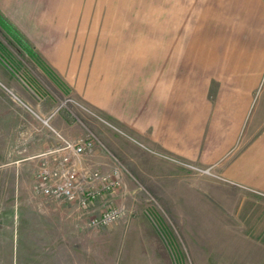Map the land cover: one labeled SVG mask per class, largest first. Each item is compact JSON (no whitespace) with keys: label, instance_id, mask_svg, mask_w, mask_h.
Segmentation results:
<instances>
[{"label":"rangeland","instance_id":"1","mask_svg":"<svg viewBox=\"0 0 264 264\" xmlns=\"http://www.w3.org/2000/svg\"><path fill=\"white\" fill-rule=\"evenodd\" d=\"M0 18L19 31L0 25V264H264V0H0ZM43 110L77 120L56 146L93 138L80 177L118 182L87 210L36 193L44 156L9 147ZM65 206L76 235L37 212ZM105 208L122 214L89 225Z\"/></svg>","mask_w":264,"mask_h":264},{"label":"built area","instance_id":"2","mask_svg":"<svg viewBox=\"0 0 264 264\" xmlns=\"http://www.w3.org/2000/svg\"><path fill=\"white\" fill-rule=\"evenodd\" d=\"M6 90L15 98L14 93L6 88ZM94 116H97L102 122L113 127L106 119L96 115L94 112H87ZM58 137H61L60 133L49 124V117H42L37 115ZM61 146H55L49 148L40 155L44 156V159L40 162L39 168L36 173L35 181L33 184V190L36 193L45 195L54 199L67 200L71 202H77L79 206H86L92 200H95L104 190H108L118 182L111 180L108 176L103 175L97 170L90 171L83 176H79L74 166H72V160L74 157L79 156L87 149L93 146L94 140L91 136L79 138L75 140L63 139ZM67 150L66 153L59 154L60 150ZM151 151V148H150ZM49 157L50 159L46 158ZM52 160V161H51ZM49 162H56L54 166H50ZM114 173L116 171L114 170ZM85 181L86 184H82ZM101 182L104 189H100L94 185V182ZM122 212L115 208H105L98 215L92 216L89 219V225H106L116 221Z\"/></svg>","mask_w":264,"mask_h":264},{"label":"crops","instance_id":"3","mask_svg":"<svg viewBox=\"0 0 264 264\" xmlns=\"http://www.w3.org/2000/svg\"><path fill=\"white\" fill-rule=\"evenodd\" d=\"M4 65L7 66V64L4 62ZM8 67V66H7ZM5 69V68H4ZM5 79V78H3ZM6 80V79H5ZM262 90L264 91V83H262ZM31 91L33 92V94L36 96L37 99L39 98V92H35L31 89ZM44 97V96H42ZM28 114L27 118L29 117V119H27L26 121H20V125L19 126H25V130L24 132H20L21 136L22 133L24 134L23 137V142L16 140V144L15 145H11L9 147H13V148H18L20 150H28L29 148H38V150H40L39 153V159H40V154L42 152H44V150L52 148L56 145L59 144V139L57 137V135L51 132V130L46 126H40V121L37 124L40 129L38 127H35L36 125H34L33 122L36 123V119H38L39 116L45 117L47 115H50V121H51V125L53 126V128H55L58 132L61 131L62 128L67 127H72V125L77 123V120H75L73 118V116L71 115V112H26ZM40 119V118H39ZM38 119V120H39ZM19 123V122H18ZM81 124V122H80ZM18 126V127H19ZM84 126V125H83ZM84 127L87 128V126L85 125ZM22 128V127H21ZM56 135V136H55ZM14 143L15 139L11 140L10 143ZM264 148V134H262L258 140H256L255 142V146L254 148H258V147ZM37 153V155H38ZM28 158V156H22L19 157L17 159H15L14 162L18 163L21 162L23 160H26ZM98 200V199H97ZM97 200L91 201L92 203L96 202ZM90 202V203H91ZM86 207L87 210V206H83ZM40 213H43L44 215H48L49 213H57V219L59 221V224L64 225L65 227H67L69 229V232L72 234L77 233V231L81 232L83 229V224L84 221H77V217H81V214L77 213V210H75L72 206H65V207H43L42 210L37 211ZM84 211L82 210L80 213H83ZM78 214V216H77ZM86 217V215H83ZM46 218V216H45ZM90 218V217H89ZM89 224V223H88ZM87 227V226H86ZM72 229V230H70ZM85 230H91V228H86ZM69 233V234H70Z\"/></svg>","mask_w":264,"mask_h":264},{"label":"trees","instance_id":"4","mask_svg":"<svg viewBox=\"0 0 264 264\" xmlns=\"http://www.w3.org/2000/svg\"><path fill=\"white\" fill-rule=\"evenodd\" d=\"M0 25L3 28H5L6 30H10L11 32L17 33V31H18L17 28L11 22L6 23V21L2 18H0ZM18 33H19V31H18Z\"/></svg>","mask_w":264,"mask_h":264}]
</instances>
